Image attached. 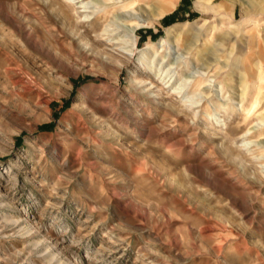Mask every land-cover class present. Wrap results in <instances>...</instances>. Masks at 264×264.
<instances>
[{
  "label": "rangeland",
  "instance_id": "374dc122",
  "mask_svg": "<svg viewBox=\"0 0 264 264\" xmlns=\"http://www.w3.org/2000/svg\"><path fill=\"white\" fill-rule=\"evenodd\" d=\"M116 1L0 0V264H264V0Z\"/></svg>",
  "mask_w": 264,
  "mask_h": 264
},
{
  "label": "bare ground",
  "instance_id": "6f19581e",
  "mask_svg": "<svg viewBox=\"0 0 264 264\" xmlns=\"http://www.w3.org/2000/svg\"><path fill=\"white\" fill-rule=\"evenodd\" d=\"M126 1H127V0H118V1L114 2L113 5L116 4V3H121V4H120L121 7H124ZM137 1H138V0H134V2H137ZM125 7H126V6H125ZM170 8H172V7L170 6ZM170 8H169V6H168L166 9H170ZM133 13H134V12H133ZM138 14H139V13H138ZM139 15H140V14H139ZM138 17H139V18H137V21H135L133 24H131L130 26L127 27V30H128L127 32H128L130 35H133V34H134V31H135L136 28H138V27H144V26L147 24V23H146V22H147V21H146L147 19H145L144 16L141 15V17H140V16H138ZM126 34H127V33H126ZM133 37H134L133 39H135V34H134ZM131 38H132V37H131ZM133 39H131V41H130V40H129V41H130V43L132 42V44L134 45V42L132 41ZM125 41H126V40H125ZM125 41L122 42V40H119L118 37H117V42H119V43L122 42V44H126L128 41H126V42H125ZM132 44H131V45H132ZM133 45H132V46H133ZM121 47H122V46H121ZM123 48H124V45H123ZM127 52H129V50H128ZM130 53H131V52H130ZM170 79H171V76L167 79V81H169ZM167 81H166V82H167ZM175 89L178 90V88H175ZM181 90H182V89H181ZM177 93H180V91L178 90Z\"/></svg>",
  "mask_w": 264,
  "mask_h": 264
}]
</instances>
